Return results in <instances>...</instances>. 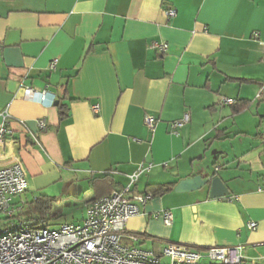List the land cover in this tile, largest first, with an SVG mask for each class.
<instances>
[{"label":"crops","instance_id":"1","mask_svg":"<svg viewBox=\"0 0 264 264\" xmlns=\"http://www.w3.org/2000/svg\"><path fill=\"white\" fill-rule=\"evenodd\" d=\"M263 44L264 0H0V115L8 112L16 141L0 147V167L18 159L27 171L19 219L27 221V193L63 207L87 190V211L151 166L132 193L153 198L128 221L124 244L159 253L175 243L202 255L239 246L246 264H264ZM28 87L59 104L25 99ZM224 98L247 106L235 112ZM185 114L189 122L172 128ZM104 175L108 183H91ZM211 175L228 197L211 199L208 186L175 192Z\"/></svg>","mask_w":264,"mask_h":264},{"label":"built area","instance_id":"2","mask_svg":"<svg viewBox=\"0 0 264 264\" xmlns=\"http://www.w3.org/2000/svg\"><path fill=\"white\" fill-rule=\"evenodd\" d=\"M165 13L173 18L177 11L168 8ZM151 47L164 53L168 46L155 43ZM57 64V60L52 61L50 69L55 70ZM23 96L50 106L57 102V97L47 90L28 87L24 88ZM223 103L234 105L235 101L224 98ZM0 118V147L12 148L16 141L8 128V112L2 113ZM188 122L189 115L185 114L182 120L171 126L175 129ZM144 123L153 131L157 118L148 115ZM39 125L47 129L45 120ZM150 167H141L127 188L87 205L82 225L64 224L54 232L49 231L45 222L23 221L17 215L22 207L16 201L29 188L28 174L22 162L17 159L13 164L0 167V264H246L239 246H213L202 255L182 244L169 243L157 253L123 243L128 221L140 215V206H145L153 198L152 194L132 193V184L142 173L150 171ZM164 222L171 224L170 212L164 214ZM249 229L256 230L257 224H249ZM130 240L136 244L140 237L131 235ZM164 258L166 263H163Z\"/></svg>","mask_w":264,"mask_h":264},{"label":"rangeland","instance_id":"3","mask_svg":"<svg viewBox=\"0 0 264 264\" xmlns=\"http://www.w3.org/2000/svg\"><path fill=\"white\" fill-rule=\"evenodd\" d=\"M81 184L85 189L88 187L85 181H82ZM86 191L83 192L79 200L72 202L69 206L63 205V207H61V203H43L44 199L38 201L33 198L32 194L27 193V209L25 210V212L27 211V221L45 222L51 232L59 231L64 224L82 225L86 216L84 203L90 197V195H86ZM166 261L164 258L163 263Z\"/></svg>","mask_w":264,"mask_h":264},{"label":"water","instance_id":"4","mask_svg":"<svg viewBox=\"0 0 264 264\" xmlns=\"http://www.w3.org/2000/svg\"><path fill=\"white\" fill-rule=\"evenodd\" d=\"M59 103L56 102V105ZM209 187L211 199L226 198L230 195V191L225 186L221 178L217 176H208L203 178L202 176L190 177L182 180L175 188L177 193H187L200 190L204 187Z\"/></svg>","mask_w":264,"mask_h":264},{"label":"trees","instance_id":"5","mask_svg":"<svg viewBox=\"0 0 264 264\" xmlns=\"http://www.w3.org/2000/svg\"><path fill=\"white\" fill-rule=\"evenodd\" d=\"M245 106H247V103L242 104V103H237L236 102L235 105H234V111L235 112H241L244 109ZM61 112H62V109H61ZM108 179H109L108 178V175H104V176H102L100 178L94 179V181H92L91 183H94V182H97V181H101V182H104V183H108L107 182ZM110 185H111V187H112V189L114 191V189L116 188V184L111 180ZM171 191H174V186H172V185H170V186H159L158 188H156L152 192H153V194H156V195H163V194H165L167 192H171ZM102 197H105V195L104 196H101L99 198H102ZM99 198H97V199H99ZM42 199H44V202L43 203H48V204L49 203H54L53 200H49V199L44 198V197L43 198H39L38 201H41ZM36 221H38V220H36Z\"/></svg>","mask_w":264,"mask_h":264}]
</instances>
